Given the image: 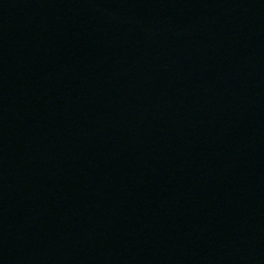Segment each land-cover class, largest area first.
<instances>
[{
	"label": "water",
	"instance_id": "1",
	"mask_svg": "<svg viewBox=\"0 0 264 264\" xmlns=\"http://www.w3.org/2000/svg\"><path fill=\"white\" fill-rule=\"evenodd\" d=\"M0 264H264V0H0Z\"/></svg>",
	"mask_w": 264,
	"mask_h": 264
}]
</instances>
